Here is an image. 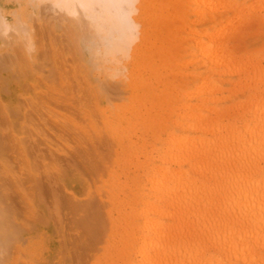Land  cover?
<instances>
[{
  "label": "bare ground",
  "instance_id": "bare-ground-1",
  "mask_svg": "<svg viewBox=\"0 0 264 264\" xmlns=\"http://www.w3.org/2000/svg\"><path fill=\"white\" fill-rule=\"evenodd\" d=\"M31 2L39 12L35 35L20 16H5L0 0V52L9 50L0 70L37 45L34 67L12 70L8 83L0 75V92L11 94L0 99V120L2 113L24 117L21 102L32 111L55 105L69 117L59 130L63 152L38 149L34 160V126L11 120L26 140L17 144L24 156L12 155L22 176L0 175V252L13 250L1 261L84 264L108 231V240H119L95 264H264V0ZM52 11L58 15L50 22ZM188 16L192 29L182 34ZM55 23L77 56L71 69L62 61L65 47L58 54L47 43ZM115 87L127 95L121 104L113 103L121 95ZM98 98L110 134L129 126L131 115L122 118L127 105L157 131L155 157L134 163L140 176L129 177L137 188L123 210L111 147L89 119ZM1 131L7 151L14 139ZM104 175L105 196L92 188ZM78 183L86 188L70 198L68 188ZM105 203L112 209L104 213ZM52 223L57 238L71 239L47 254L50 242L38 230Z\"/></svg>",
  "mask_w": 264,
  "mask_h": 264
},
{
  "label": "rangeland",
  "instance_id": "rangeland-1",
  "mask_svg": "<svg viewBox=\"0 0 264 264\" xmlns=\"http://www.w3.org/2000/svg\"><path fill=\"white\" fill-rule=\"evenodd\" d=\"M2 5H3V10L5 11L4 12L5 16L9 17V19H11L13 15L20 16L21 21L24 22L25 26L30 27V31L32 32L33 35H35V30H36L35 26L38 24L37 19L39 18V12L33 8L31 0H2ZM57 15L58 14L56 12L52 11L49 21L51 22V20L57 17ZM193 20L194 19L191 16H188L187 22L185 23V29L183 30L182 34H185L189 28L192 29L191 22ZM199 27L200 26H196L197 29H199ZM51 28L52 30H51L50 40H48L47 43L48 45L49 43H52L53 49L57 51L59 54V52H61L60 47H65L66 45L65 40L67 37H65L66 35L62 30L63 28H59V25H57L56 23L53 25L51 24ZM58 40L63 41L61 46L59 45V43H57ZM66 48L67 47H65V51L62 54V61L67 60L65 65L71 69L73 68V65H79V64L78 62L73 61V58L77 59L76 54L75 55L73 54L74 49H72L71 47L70 48L68 47V49L66 50ZM8 51H9L8 47L2 46L0 55H4ZM36 53H37L36 44H34L33 47H28V46L25 47V50L22 54L23 61H20L18 65H13L12 67H10L9 69L5 71L0 70V75L4 77L1 79L3 80V83L11 82L12 77L10 75H11L12 70H16V71L19 70L23 72L25 70H30L31 66L34 67V64L36 63V59H35ZM54 60L56 61V59ZM60 60L61 59L59 57L58 61ZM50 63L51 62L47 61V64H50ZM45 69L47 70V67H45ZM18 88L19 86H16L15 91L16 89L18 90ZM113 90L114 92L121 94L120 96H116L117 101L113 103L121 104L122 99H125L127 95L122 92V89H119L117 87H115ZM30 93L31 91H27L26 96L29 95ZM10 96L11 94L9 93V90L6 87H4L3 91L0 92V99L5 100L6 98H9ZM118 100H121V101H118ZM41 105L42 106H39L37 108V111L35 109L36 111L35 112V111H32L31 108L27 109L24 103L22 102L19 103V106L23 107L24 111L26 110V115L24 117L23 116L17 117L16 113L13 112L15 116L13 117V119H11L8 113H4V114L2 113V117L0 120V128L2 130L1 134H3L4 137L6 136L13 137L14 140L11 143L10 149H7V151H5L2 146H0V156L2 159H4L0 161L1 177L5 179H11L13 176V173H15L18 176L19 171L20 170L23 171L22 167L16 165L15 162H13L14 159L12 157L24 156L23 151L25 150V148L23 146H18L17 144L23 145L26 139L23 138L22 136H19L16 130L13 129L11 120L14 121L17 118L16 121L18 124H23L24 122L28 121V123H31L34 126L31 129L30 133L28 134L30 138L29 140L31 141V145L33 147L38 146L37 149L34 148L35 152L32 151L31 156L33 160L35 159V156L41 153L40 151L44 149H49L53 151L63 150L62 146L58 142L60 140V137L62 136L59 130H62L63 128V125H62L63 117L64 116L69 117V114L67 112H64L63 110L57 109V107H54L55 105H50L47 103H43ZM91 109L92 110H91L90 117H89L90 121H92L95 128L99 132L100 136H102L101 140L103 144L105 145V147L106 146L111 147L112 153L109 159H110V163H114L113 165L115 166V170H114L115 172L112 173V175L117 179L118 181L117 183H119V185L116 186L117 187L116 195L118 196L117 198L120 201V207L123 210L125 200L127 198H131L132 195L136 192V188H137V186H135L136 183H134L132 179H129V177L137 178L140 176L139 166L134 163H144L146 158H149L150 156L155 157V152L158 146L154 140V132H157V131L151 122L145 120L142 116H139L136 108L132 110L131 107L127 105L126 107L123 108L122 118L127 115H131L129 126L125 128L123 133H119L114 136L109 133V131L104 127L102 123V117H101L100 106H99V98L96 100V102L94 103V106ZM35 126L37 129L35 128ZM0 140L3 141L2 138ZM143 145H146L147 149H146V152L145 153L143 152L142 155L139 157V153H141V147ZM14 146L17 147L15 148V150L13 149ZM38 149H40L39 153L37 152ZM14 151H16V154H14ZM138 157L139 159H137ZM5 158H6V161H5ZM63 163L64 162H62L60 165L64 166ZM37 164L40 165L41 163L38 162ZM25 165L23 166H24V170L26 171L28 170V168ZM17 168H18L17 170L18 172H16ZM122 170H126L125 171L126 176L128 174L127 178L122 174ZM22 171H20L19 176H22ZM42 178H44L43 174H42ZM108 178L109 176L104 175L101 178V180L97 181L92 188L96 189L97 192L105 196L107 192L106 187H105L107 184L105 182L108 180ZM62 185L64 188L68 187L67 184L65 183H63ZM75 186L76 187L73 190H70L68 188L67 194L69 195L70 198H72L73 193L77 192L79 188H82V189L86 188L84 185L79 184V183ZM103 201H106V198L103 197ZM43 202L45 203V206L49 207L50 209L51 201L46 200L44 198ZM105 204L107 206L103 210L104 213L108 211L109 209H112L111 205H109L108 203H105ZM113 217L114 218L116 217L115 212H113ZM108 227L109 226L107 224L106 228ZM58 230H59V225L54 226V224L53 226L47 225L38 230V233L44 237L45 241L48 240V242H50L48 244L45 243L47 254H51L53 252L54 254H56L60 250L62 251L64 248V245L67 244L69 240L71 239V237L68 235L65 236L64 241L61 238H57ZM114 232H115V235H118L120 233L119 230H115ZM108 233H109L108 231L105 232V234L103 235V241L98 246L99 249L97 250V252L94 253L93 257L85 260L84 264H95L99 260H102V259L104 260L106 258L107 250L110 248L109 246L112 243L113 245H115V241L119 240V239H116V236L111 237V239L108 240V237H107ZM69 234H73V233L70 232ZM6 251L7 252L13 251L11 245H9V247L6 248ZM6 251L3 253L0 252V264H8L5 261H1L3 258H5ZM34 263L39 264L36 261Z\"/></svg>",
  "mask_w": 264,
  "mask_h": 264
}]
</instances>
